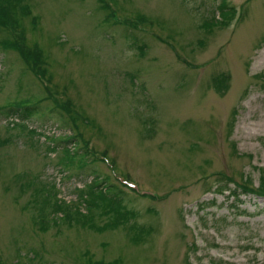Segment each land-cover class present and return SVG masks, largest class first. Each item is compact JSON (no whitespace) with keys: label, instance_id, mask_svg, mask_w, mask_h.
<instances>
[{"label":"rangeland","instance_id":"rangeland-1","mask_svg":"<svg viewBox=\"0 0 264 264\" xmlns=\"http://www.w3.org/2000/svg\"><path fill=\"white\" fill-rule=\"evenodd\" d=\"M226 2L24 0L44 77L0 27V264H264V196L212 189L264 168V0Z\"/></svg>","mask_w":264,"mask_h":264},{"label":"trees","instance_id":"trees-1","mask_svg":"<svg viewBox=\"0 0 264 264\" xmlns=\"http://www.w3.org/2000/svg\"><path fill=\"white\" fill-rule=\"evenodd\" d=\"M24 0H0V27L5 30L9 35H13L14 38L2 43L3 46L7 49H18L20 50L21 54L24 56V58L26 59L27 57H29L26 60V63L28 65V67L30 68V70H32L34 73H37L38 71L40 73H37V76L40 77H44L46 74V70H43L40 66V60L38 62V59L41 57V52L39 51V49H30L28 48L27 45H25V36H24V32L23 30L20 28V26L22 25V22L24 19L31 17V13L28 9V7H21L22 3ZM105 7L108 9L107 5H105ZM220 9L229 17H236V10L234 7L230 8L226 2V0H222V5L220 7ZM33 20V25L36 26L37 25V19H32ZM138 21V20H137ZM131 26H135L133 24H129ZM141 50V48H139ZM39 52H40V57H39ZM38 65V67H37ZM212 85H215V88L218 89L219 91H223L227 89V78L223 77V78H214ZM24 104V103H23ZM23 104H10L8 106L5 107L6 109V114L8 117H12V116H17L23 120H28L31 119V117L37 113L39 110L37 109V106H25ZM73 113V112H72ZM74 118L76 120H80V116L78 115V113H73ZM14 124L16 123H12L9 125V127L13 128ZM89 125V124H88ZM77 130V129H76ZM78 131V137L74 136L73 138H71V141H66L64 142V144L68 147L69 145H71L72 143H77L79 141L80 138H82V134L80 133L79 130ZM84 144V152H82V156L80 154H76L75 156L77 158H79V167L82 168L81 163L83 161H85V166L86 164H92L95 163V161L98 159L94 158V150L91 147V149H89V141H85L82 138L81 141ZM68 143V145H67ZM97 155V153H95ZM105 155H107L106 153H104ZM104 156V155H103ZM106 158V156H105ZM82 159V160H81ZM114 167V164H113ZM116 170V169H114ZM260 170L261 172V177H260V184L258 186V188H254L253 185V180L251 177L249 176H245L243 178V185L242 184H237L236 182H230L228 180H226L225 182H222L220 184H216L214 185V187L212 189H214V192H217V194L220 195H225L226 193H228V196L230 197V199H234V201H238V202H242V200H240V196L242 195H248V194H257V195H263L264 196V168L258 169V171ZM96 169L92 168V176L95 179H100L99 174L96 173ZM232 184L236 185L235 188H232ZM54 185V184H53ZM104 184H102L101 186L103 187ZM55 186V185H54ZM111 188L115 189L117 192L115 194V196L112 197V201L114 203H116V205L119 206V208L110 211L109 213L106 212V214H111L112 212H114L117 217H124L126 218L125 214L123 213V198L121 191L119 190V188L116 185L111 186ZM215 201L212 202L211 204H208L206 207H215ZM97 208L100 207L99 204H94ZM106 205V204H105ZM233 208H240L238 205L236 206H232ZM59 209V208H58ZM58 211V210H57ZM135 213V212H134ZM63 216L60 218L61 221L67 222V223H71V221H73L72 217H76V221L77 223L80 222L79 218L84 219L83 225L84 226H88L90 228H93V219L92 217H89L85 214H83L82 212L78 214L72 213L70 211L64 212L62 213ZM240 214H243L240 213ZM137 214L135 213V218H136ZM79 217V218H78ZM53 221H55V219H52ZM131 230H135V239L136 240H140L139 239V233H142L143 231L141 230H137L136 229V225H134V228ZM143 234V233H142ZM87 263L89 264H104L103 260H100L98 262H91L88 261ZM106 264V263H105ZM113 264V263H110ZM188 264H194L193 262L189 261ZM208 264H216V263H208Z\"/></svg>","mask_w":264,"mask_h":264}]
</instances>
